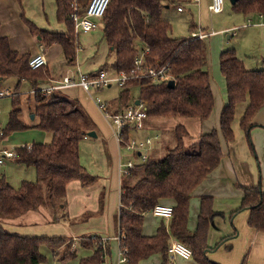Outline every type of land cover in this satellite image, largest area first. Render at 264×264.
<instances>
[{"label": "trees", "instance_id": "obj_1", "mask_svg": "<svg viewBox=\"0 0 264 264\" xmlns=\"http://www.w3.org/2000/svg\"><path fill=\"white\" fill-rule=\"evenodd\" d=\"M20 3L23 0H18ZM90 0H55L57 20L64 23L66 31L43 29L22 14L34 35L40 36V43L48 47L60 44L69 64L76 63L80 48L78 32L71 13L76 8L82 13ZM188 0H110L99 21L104 39L109 47L112 61L103 64L97 71L130 72L136 57L143 51L148 64L166 66L162 78L148 77L131 79L120 91L118 104L112 113L123 111L131 102V88L139 87L138 99L147 107L148 118L196 117L207 120L215 107L212 77L208 69L209 45L205 39L197 37L172 36L171 22L163 17V9L172 3L183 5ZM179 5V6H180ZM233 7L245 14H264V0H237ZM194 25L192 26V28ZM32 55H20L11 48L8 37L0 36V88L5 80L15 79V90L27 82L31 86L28 97V112L34 114V122L29 125L24 118L25 107L19 93H13L12 109L3 127L2 139L15 131L36 127L50 132V142H33L16 147L14 160L37 170V180L23 181L14 188L5 179H0V264H42L47 258L41 247L47 244L52 249L63 245L62 236H23L6 230L2 221L18 217L40 206L49 208L58 216L67 204V185L80 180L85 185L92 184V175L80 161V141L92 130L90 116L77 99L56 91L44 96L41 86L50 82L47 68L32 69L29 59ZM220 69L226 80L227 102L220 114V128L203 132L196 141L186 143L189 131L182 123L172 129L175 143L167 146L162 156L149 155L144 162H136L129 174L121 180V210L119 227L123 237L121 247L128 249V264H139L155 253H161L160 264H169V247L176 239L193 251V258L199 264H220L208 255V236L212 218L214 198L201 196V210L195 231L187 227L189 204L194 189L201 184L219 165L223 157V141H235L233 121L237 105L247 103L240 120L247 140L254 151L252 130L256 114L264 107V68L250 69L233 48L220 52ZM174 80L173 87L168 85ZM33 89H37L32 92ZM14 90V91H15ZM21 93V91H20ZM125 136L128 139L130 130ZM243 190L240 208H248V224L264 231V190L261 183L254 186H239ZM171 200L174 208L167 222L162 217L157 232L153 236L143 233L145 215L158 203ZM167 204V203H165ZM84 247L90 246L93 253L80 259L79 264H104L112 254L111 240L99 235L83 236ZM71 242L64 246L60 261L77 256V248Z\"/></svg>", "mask_w": 264, "mask_h": 264}, {"label": "crops", "instance_id": "obj_2", "mask_svg": "<svg viewBox=\"0 0 264 264\" xmlns=\"http://www.w3.org/2000/svg\"><path fill=\"white\" fill-rule=\"evenodd\" d=\"M188 1L199 5L200 16H202L205 7L210 9L209 6L212 0ZM185 2H183V10ZM179 5L177 4V9ZM238 13L243 23L241 26L244 28V35H246L247 40L250 37L255 43L254 50H252V57L255 58V61L249 67L247 66V62L245 64L250 69L264 68V23H259L260 14L248 15L243 12ZM22 14L43 29L66 31L67 27L64 23L57 20V5L55 0H23L22 3L18 0H0V36L8 37L11 48L18 51L20 55H34L43 51L47 59L46 68L50 74L49 80L60 78L65 74H76L80 71L91 73L97 71L107 62L109 47L100 26L87 33L78 32L79 43L81 39L84 40L83 46L81 47L80 45L81 48L78 49L76 63L69 64L60 44L54 43L46 48L43 47L40 43V36L34 35L30 31ZM50 15L55 16L57 20L54 25L50 23ZM249 20H252V24H248ZM193 25L192 32L207 31L211 33L206 38V42L209 41L210 43L208 44L210 54L211 51L214 53L215 49H219L213 59V62L217 59V66H213L215 73L213 76H216L217 81L221 84V92L217 91L216 84L212 80L215 110L216 115L219 117L220 110H222L224 103L227 102L226 80L221 72L219 63L220 52L225 48L222 45V41H220L219 45L213 49L211 43L213 36L217 35V31H208L207 26H203L201 23L197 24L195 22ZM231 28H222L219 30V34L221 35L223 31ZM97 43L98 47L96 48ZM101 45L104 46L103 50H101ZM242 60L245 61L244 59ZM9 80H5L4 82ZM111 86L112 84L108 87L110 88ZM15 87L13 89L9 87L8 89L13 91ZM105 88L94 89L88 92L81 87H70L61 91L64 95L77 99L80 102L91 118L93 123L92 130L97 133L95 137L91 138V136L87 135L82 138L79 149L80 161L88 172L96 176L95 181L90 185H85L80 180H73L68 183L64 217L61 216V211L56 216L49 208L40 206L37 210H29L18 217L2 221V225L6 230L19 235L65 237L67 239L66 242L54 249L47 244L41 247V251L44 254L45 251H48V254H52L53 264L63 262L59 260V255L64 246L69 242L72 244V249L77 248L78 254L76 257L81 256L80 258L78 257L77 264L80 263L82 257L92 254L93 249L90 246L84 247L80 243L84 235H99L110 239L112 254L109 258H106V262L107 264H118L120 244L116 237L120 234L121 168L122 164L130 159H133L135 162H140V159L137 154L127 151L125 147L118 143L112 123L96 103L95 97L99 96V93ZM27 94L29 93L25 95ZM119 95L120 92L115 98L104 99L111 109L118 104ZM5 98L6 96L0 99V124L3 127L8 122L13 101L12 97H10V101H7ZM137 99L138 97L131 100L130 103L136 102ZM246 106V102L237 105L236 118L233 121L236 136L235 141L230 144L226 143L225 140L223 141L224 154L219 165L194 189L189 204L187 227L193 232L197 229L198 225L201 196H213V209L216 214L211 221L207 242L209 246L207 255L212 261L220 264H264V231L256 230L248 224L250 210L248 208H240L244 193L242 188L239 187L241 185L254 186L261 183L264 190V107L254 118V123L257 124L253 129L256 152H252L245 135H243L244 130L240 125V120ZM24 111V118L26 115L25 121L29 125H32L33 123L31 124L30 121L34 122V118H31L26 109ZM208 119L201 121L196 117H179L177 119L149 117L144 121L143 128L130 130V135L139 139L157 136L153 141L150 152V155H157L165 144V131H170L178 123H182L190 134V137L186 138V143H191L196 141L203 132L212 130L211 125L206 123ZM40 131H42L41 135H38L36 139L43 140L35 141L47 142L49 134L51 136L52 134L44 130ZM10 135L1 139L0 144L6 149L15 151L18 146L11 144L13 135L12 133ZM32 143L29 141L26 144ZM124 152L128 153L130 157L125 159ZM258 164L261 165L259 166L260 169L258 168ZM0 179H5L14 188H18L23 181H36L37 170L34 166L16 162L13 157L0 166ZM165 203L172 204V201L167 200ZM162 219V217L153 214L151 211L148 212L143 222L144 235H155ZM169 219L166 218L167 222ZM115 246L116 254L114 251ZM76 257L73 259H77ZM162 260V254L155 253L149 258L141 260L139 264H160ZM169 264L199 263L193 257L183 258L177 256L171 259Z\"/></svg>", "mask_w": 264, "mask_h": 264}, {"label": "built area", "instance_id": "obj_3", "mask_svg": "<svg viewBox=\"0 0 264 264\" xmlns=\"http://www.w3.org/2000/svg\"><path fill=\"white\" fill-rule=\"evenodd\" d=\"M110 0H90L89 4L84 13L78 12L75 8L71 13V18L75 22V28L77 32L87 33L91 30L96 29L99 26V21L104 15ZM225 0H212L209 6L213 12H221L224 9ZM179 10H183V5L178 7ZM259 23H264V14L260 13ZM248 24H252V20L248 21ZM211 33L207 31H194L192 36L199 39L207 38ZM146 51L141 52L135 59V65L130 72L126 71H113L111 70H100L98 73L91 74L86 72H78L76 74H65L60 78L51 79L46 85L41 86L39 91L44 96H50L56 91H62L70 87H81L84 90L90 92L94 89H101L108 87L112 83H118L120 87H125L127 81L131 79H139L142 77H148L152 80L162 78L166 66H160L158 63L148 64L145 60ZM29 65L32 69H38L47 65L46 55L43 51H40L32 55L29 59ZM79 68V66L77 65ZM1 81V80H0ZM37 89H33L35 92ZM13 95V91L10 89H0V99L5 96ZM96 103L103 110L105 116L112 123L114 127V133L118 143L125 147L127 151L138 155L140 162H144L148 159L152 144L157 136L146 137L145 139H139L135 136H125L124 131L128 128L129 130L141 129L144 127V121L148 118L147 107L144 102L136 104L135 102L130 103L123 111L118 113H112L108 107L107 102L100 96L95 97ZM1 111V109H0ZM3 126L0 124V142L3 136ZM16 153L13 150L6 149L0 144V166L5 162L15 157ZM133 159L128 160L122 164L121 172L123 174H129L130 169L135 165ZM151 212L159 217L170 218L173 215L174 208L171 204L158 203L154 206ZM125 237L121 233L116 237L121 245V241ZM108 239L107 237L103 238ZM170 260L177 256L183 258H191L193 251L190 247L184 243L173 240L169 247ZM128 249L120 246L118 255V264H128ZM104 264H107L105 262Z\"/></svg>", "mask_w": 264, "mask_h": 264}, {"label": "rangeland", "instance_id": "obj_4", "mask_svg": "<svg viewBox=\"0 0 264 264\" xmlns=\"http://www.w3.org/2000/svg\"><path fill=\"white\" fill-rule=\"evenodd\" d=\"M206 8L207 7H205V10L203 11L202 16H200L199 5L195 4L194 2L193 3L190 1L185 2V8L183 11H179L177 9V5L175 3H172L169 7H166L163 9L162 15L164 18L168 19L171 22V25H172L171 34L174 37L182 38V37L190 36L192 34L191 29H192L193 23H195V22L197 24L201 23L203 26H207L208 31H217L218 33H217V35L213 36L212 43H211L213 46V49H215L219 45L220 41H222V43H223L222 45L224 48L235 49L237 52V55L240 58L244 59L245 60L244 63L247 62V66L249 67L250 64L253 61H255V58L252 57V50H254L255 43L252 41V39L250 37L247 40L246 35H244V28H243V26H241L243 23L240 19V14L234 9L233 4L229 0H225L224 9L218 13L213 12L210 9H208V8L206 9ZM48 10H49V8H48ZM49 14H51V13H49ZM49 20H50V23L52 25H54L57 22V20L55 19V16H53V15H50ZM225 27H227V28L232 27V28L229 30L223 31V33L220 35L219 30L222 28H225ZM83 41H84L83 39H81V41H80L81 47L83 46L82 45ZM98 43H99V41H98ZM98 43L96 45V48L98 47ZM207 43L210 44L209 41H207ZM103 47L104 46L101 45V50H103ZM218 50L219 49H215L216 54H215V52L212 53V51H211V54L209 53L208 69L212 75L213 83L216 84L217 91L221 92V89H220L221 84L217 81L216 76H213V74H215L213 66H215V65L217 66V59L214 62H213V59L217 55ZM108 54H109V51H108ZM107 60L109 62L112 61V54L110 55V57H109V55L107 56ZM69 73H70V70H69ZM15 81H16L15 79H10L9 81L4 82L0 89H7L9 87L11 89H13L16 86ZM121 89H122V87H120L118 85V83H112V86L110 88L108 87V88H105L104 90H102L99 93V96L103 100L106 98L112 99L118 95V93L120 92ZM20 91L22 93H20ZM20 91H17V90L14 91L13 90V93H15V92L19 93V95L21 96L23 106L25 107L26 110H28V106H27L28 97H30L32 94L30 92L31 91L30 84L27 82H23L20 85ZM26 93H29V94L25 95ZM13 95L6 96L5 99L7 101H10L11 100L10 97H13ZM138 96H139V87L133 86L131 88V100H134ZM220 99H221V97H220ZM220 114H221V110L219 113V117L216 115V110L214 107L212 115L209 117L208 121L206 122V123H209L211 125L212 129H215V128L219 129L220 128ZM25 118H26V115H25ZM30 123L32 124L33 122L30 121ZM41 132L42 131H40V129H38L36 127H29V128L24 129V130L15 131L12 133L13 136L11 138V144H13L14 146H19L24 142H25L24 144H26V143H29V141L32 143V142L43 140V139H36L38 135H41L40 134ZM243 133H244L243 135H245V138L247 139L244 131H243ZM251 135H252V142L254 145V151L256 152V143L254 142V139H253L254 138L253 130H252ZM92 137L93 136H91V138ZM165 137H166L164 140L165 144L163 145L162 150H160V152L157 154V156H162L165 153L167 146H172L175 143V139H174V135H173L172 130L165 131ZM51 140H52V136L49 134L47 142H50ZM247 142H248V140H247ZM248 145L251 149L249 142H248ZM251 151H252V149H251ZM255 155L257 157V153ZM124 157H125V159H127L130 156L128 153L124 152ZM259 166H261V165L258 164V168H259ZM262 178H263V176H262ZM262 184H263V182H262ZM114 251L116 254V252H117L116 246L114 247ZM44 255L46 256L47 260L42 264H53L54 260H53L52 254H50V253L48 254V251H45ZM78 257L80 258L81 256L79 255ZM78 257H76L77 259H73V260L65 262V263L66 264H77ZM65 263L61 262L58 264H65ZM222 264H224V263H222Z\"/></svg>", "mask_w": 264, "mask_h": 264}, {"label": "water", "instance_id": "obj_5", "mask_svg": "<svg viewBox=\"0 0 264 264\" xmlns=\"http://www.w3.org/2000/svg\"><path fill=\"white\" fill-rule=\"evenodd\" d=\"M229 1H230L232 4H235V3L237 2V0H229ZM174 84H175V81H174V80H170V81L168 82V85H169L170 87H173ZM135 103H136V104H139V103H140V100L137 99ZM31 118H32V119L34 118V114L31 115ZM87 135H88V136H93V137H95V136H97V133H96L95 131L92 130V131H89Z\"/></svg>", "mask_w": 264, "mask_h": 264}]
</instances>
